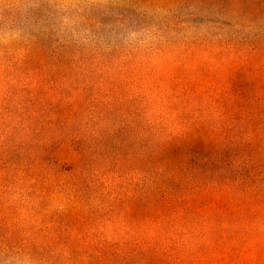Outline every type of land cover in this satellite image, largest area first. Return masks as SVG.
Returning a JSON list of instances; mask_svg holds the SVG:
<instances>
[{
    "label": "rangeland",
    "instance_id": "374dc122",
    "mask_svg": "<svg viewBox=\"0 0 264 264\" xmlns=\"http://www.w3.org/2000/svg\"><path fill=\"white\" fill-rule=\"evenodd\" d=\"M218 10L208 0H0V264H75L61 238L40 231L53 226L44 212L65 208L62 184L72 182L69 170L84 147L100 159L103 145H117L94 175L128 202L118 234L144 225V211L131 204L143 197L144 97L166 74L160 62L168 44L185 49L199 36L208 40L211 21L235 31ZM34 97L37 110L57 107L58 115L37 117L27 130L22 114ZM31 147L43 148L61 171L31 167ZM38 206L45 209L37 216ZM155 257L159 264H264V252L251 251Z\"/></svg>",
    "mask_w": 264,
    "mask_h": 264
},
{
    "label": "trees",
    "instance_id": "16d2710c",
    "mask_svg": "<svg viewBox=\"0 0 264 264\" xmlns=\"http://www.w3.org/2000/svg\"><path fill=\"white\" fill-rule=\"evenodd\" d=\"M208 8H218L235 31L211 21L208 40L199 36L185 49L168 44L160 62L166 74L144 97L143 197L131 203L144 211V225L120 236L117 219L128 202L94 175L117 145L102 144L105 160L82 148L83 160L69 170L72 182L62 184L65 208L42 215L53 226L40 236L61 238L73 263L159 264L156 255L264 252V0H208ZM40 102L34 97L24 108L27 130L37 117L58 115L57 107L37 110ZM137 127L132 123L133 132ZM34 150L25 151L31 167L39 164L46 175L61 171L43 148ZM38 209L37 216L45 208Z\"/></svg>",
    "mask_w": 264,
    "mask_h": 264
}]
</instances>
